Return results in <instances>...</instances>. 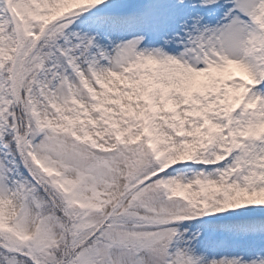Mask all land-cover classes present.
<instances>
[{
  "label": "snow or ice",
  "instance_id": "1",
  "mask_svg": "<svg viewBox=\"0 0 264 264\" xmlns=\"http://www.w3.org/2000/svg\"><path fill=\"white\" fill-rule=\"evenodd\" d=\"M0 264H264V0H0Z\"/></svg>",
  "mask_w": 264,
  "mask_h": 264
}]
</instances>
